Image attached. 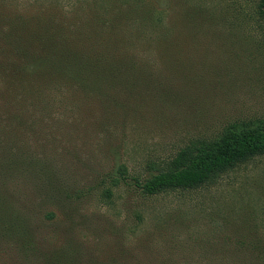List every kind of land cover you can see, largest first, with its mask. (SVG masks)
I'll list each match as a JSON object with an SVG mask.
<instances>
[{"label": "rangeland", "instance_id": "rangeland-1", "mask_svg": "<svg viewBox=\"0 0 264 264\" xmlns=\"http://www.w3.org/2000/svg\"><path fill=\"white\" fill-rule=\"evenodd\" d=\"M47 10L118 55L88 96L10 75ZM257 119L256 0H0V190L31 241L0 235V264H248L246 245L264 243V156L149 198L102 177L148 176L190 139Z\"/></svg>", "mask_w": 264, "mask_h": 264}, {"label": "trees", "instance_id": "trees-1", "mask_svg": "<svg viewBox=\"0 0 264 264\" xmlns=\"http://www.w3.org/2000/svg\"><path fill=\"white\" fill-rule=\"evenodd\" d=\"M47 11L34 31L26 28L23 31L21 38L27 43L34 35L36 48H18L23 58L22 65L18 69L13 67L10 75L21 72L33 77V82H39L42 93L50 85L57 91L77 89L88 96L94 87L100 89L101 81L110 72L108 60L113 61L118 55L104 42L99 44L97 50L86 48L79 43L80 38L72 30L73 26L64 12L54 15L50 10ZM256 13L264 23V0H256ZM143 19L146 22L150 20L147 17ZM259 156H264V119L233 122L213 137L192 138L167 161L155 167L152 164L154 171L148 176H134L126 166L120 165L113 177L102 178L111 187H133L138 196L149 198L168 192L197 189ZM0 185L4 186L1 179ZM111 187L102 190L103 198L112 195ZM1 192L0 235L20 241L23 248L25 245L30 246V235L19 213L9 207ZM52 216V212L47 213L48 218ZM246 246L249 253L246 255L247 263L264 264V243ZM53 258L51 262L59 264L60 258Z\"/></svg>", "mask_w": 264, "mask_h": 264}]
</instances>
